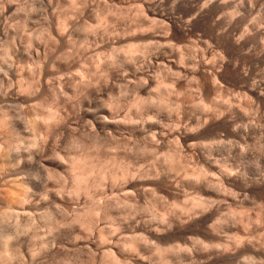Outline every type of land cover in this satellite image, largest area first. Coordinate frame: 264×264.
Listing matches in <instances>:
<instances>
[{"label": "rangeland", "instance_id": "rangeland-1", "mask_svg": "<svg viewBox=\"0 0 264 264\" xmlns=\"http://www.w3.org/2000/svg\"><path fill=\"white\" fill-rule=\"evenodd\" d=\"M13 1H15V2H13ZM207 1L208 0H203V2L201 0H176V1L175 0H106V1L103 0V2H102L101 0H88V1L87 0H67V1L66 0H49V1L48 0H38V1L37 0L36 1L35 0H23V1L22 0H11V1L10 0H0V12L2 11V14L0 13L1 14L0 15V17H1L0 18V27H1L0 28V37H1L0 38V53H4V51L6 52L8 45L9 46L11 45L9 50H8V53H9L8 54L9 60L7 58L8 62L3 64L2 59L0 58L1 59V61H0L1 62L0 63V67H1L0 84L5 85V86L3 85L4 88L2 87V85L0 86V87H2V88H0V113H2L3 111H9L11 113L13 112L12 115H15V116L13 117L14 119L12 121H15L14 122L15 124L11 121V123L14 125L13 126L11 124L10 125L12 127H16V125H17L16 128H18L17 131L18 130L19 131L16 133L22 134L21 136H24L25 139L26 138L29 140L32 139L33 137H31V136L34 134V132L32 131V128H30V126L27 125L28 120L30 118H32L35 113L39 112L40 114H44V113H41L42 110L44 112V109H47V112H48V109L53 110V111L56 109L59 113L58 119L60 120V122L62 121V123H63V124L59 123L58 122L59 120L57 119L58 120L57 121L58 126H59V124L60 125L62 124V128L69 127V126H71V124L75 120L80 119L79 116L81 115L80 113H82V110H84L83 108H85L84 104L86 103L87 97H88V99H94L93 102L97 101V99L99 100V98H100L98 103L105 102L104 104H106V107L108 106V108H109L111 106L109 109L111 110L112 113H114V116H119V118L122 119L121 122L124 125L122 124V127H121L122 129L119 130L120 134L118 133V137H119L118 140L121 137L120 142L116 141L117 138H115L116 140L112 139L110 141V143H109L110 145L104 147V146H101L99 143L97 145V143H95L93 141L90 142L86 139L84 140V138H82L83 142L82 141L80 142L78 140V138L79 139L81 138L79 135L68 136L66 133L63 136L64 138L60 137V135L58 136L59 137L58 143L60 145H59V147H58V145L56 146V147H58L57 152L59 153L61 151L59 154L61 156H64V157H62L64 160L66 159L68 161V158H73L74 155L79 156L77 154H82L83 156H85V155H88L87 153H89L90 155L93 154L92 156H94L98 152L101 151L100 153H98V155L100 154L98 157L101 156L100 158L102 160L106 159V157H108V159L112 158L110 156L115 157L114 159H112L114 161H112L110 159L112 162L107 159V161H110L109 163L112 165H113V162L116 163V165H117V162L121 161L122 163H120V164L121 165L124 164L126 166V168H128L132 172L138 171V172L142 173V172H144V170H148V171H145L148 174H150L148 177L150 179L153 178L150 180V182L152 183V185L150 186V189L152 187L153 188L156 187L154 190H153V188L151 190L146 189V192H145L141 188L142 187V181L140 182L137 180V178H135L136 180H133V182H132V178L130 175L127 176V178L125 177L124 180L119 179L116 183L114 182L115 184L112 183V181L107 180V182H106L107 184H104V188L106 187L104 190L105 191L104 194L109 195V197L112 196L111 197L112 202L114 199L113 196H116V198H118V199H117V201H114L113 203L111 202L112 204H110V206H109L110 209L107 208V211H106L107 216L106 217L107 218L111 217V218L107 219L106 217H100L99 218L100 220L98 219V214H99L98 210H95L96 208L95 209H93V208L95 207L94 205H97L94 203L97 200L96 197L100 198L102 191L100 192L101 188L98 189L96 187L95 188L91 187L90 192L93 193V194H91V196L93 195V197H94V195H95V199H93V197L91 199L89 195L86 196L87 194L82 192V193H79L78 202L74 203V206L75 207L77 206L76 207L77 211L80 212V215H81V219L79 218L80 221L78 220L77 223H76V221L74 223L68 222L69 224H67V223H65L66 221H64V220H62V222H61V220L59 218L60 223H57V225H55V224L53 225V228H54L53 231H56L55 233L50 230V228L53 229L52 224L48 223L50 221V219L48 221H45L47 219H44L43 222L41 220L42 223L39 222L41 228L38 227L39 224H37L38 225L37 227H36V224L33 225V227H32V224H30L29 227L26 225L27 228H29L28 230H26V232L28 231L27 233L23 231L24 228L26 229V226L22 222L23 225L21 226L20 224H18V226H16L17 227L16 230H19L18 229L19 225H20V227H23V226H25V227L21 228L22 231H20L21 229L19 231H17L19 233L16 232V230H15L16 227H14L13 228L14 230L12 229V231H13V233L15 231L18 235L17 234L14 235L15 233L11 234L12 235L11 237L13 239L11 237H10V239H12V241H14V242L9 243L11 240L8 237H5V234L7 232L0 227V244L2 243L0 245V247L4 244V241L7 240L6 241L7 247L9 246L8 248H11L10 249L11 251L9 253L11 254L10 257L11 256L12 257L5 264H12V263L13 264H19V263L20 264H23V263L24 264H30V263L31 264H35V263L36 264H43V262H44V264H67V263L68 264H101L102 262H103L102 264H104V263L105 264H116L117 262H118L117 264H121L122 262H123L122 264H125V263L126 264H129V263L130 264H160L161 261H163V264H164V263H166L164 261H167L168 259L169 260L172 259L170 261L171 264H175V263L176 264H238V263L239 264H250L249 262H251V264H253V263H255L254 261H256L255 264H264V174H263L264 173V43H263V41H264V27H262V26H264V5H263L264 0H253V2H252V0H237V1L236 0H228V2H226V0H224V2H226L224 4H223V0H217L215 2L217 4H215L214 2H213L214 4L211 3L212 1H215V0H212V1L209 0L210 1V3L208 4L209 6L207 5V9H206V7H204L205 8V10H204V8H202L203 6H201V5L204 4V2L207 3ZM240 1H242L243 3ZM220 2H221V4H220ZM75 3H77V4H75ZM218 5H220V6H218ZM35 7H37V8H35ZM262 7H263V11L261 10ZM4 8H5V11H4ZM201 8H202V10H201ZM198 9L201 12H199L198 15L196 16V12H198ZM231 10H232V12H231ZM236 11H238V12H236ZM83 12H85V13H83ZM153 12L155 13V16H154ZM229 12H231L230 13L231 15L229 14ZM246 12H248V13H246ZM36 14L38 17L36 16ZM94 14H96V15H94ZM42 15H43V18H42ZM145 15L148 16V19ZM249 15H251V16H249ZM100 16L105 17V18H102ZM188 16L189 17L190 16H196V17H194L195 19L194 18L192 19L193 21L190 23V26H189V24H186V20H187V18H189ZM219 16H221V17H219ZM232 16H234L236 19ZM142 17H144V18H142ZM154 17H156V18H154ZM218 18H220V20ZM6 19H7V21H5ZM102 19H104V21L101 24ZM163 19H165V20H163ZM229 19H230V21H229ZM88 20H89L90 24L87 22ZM27 21H29V22H27ZM44 21H46L48 23H46ZM62 21L66 22L65 28H67V30H68V31L66 30V32L68 34L67 35V41H65L66 43L65 42H59V39L56 37V30H57L56 28ZM98 21H100V22H98ZM31 22H33V25ZM83 22L86 23V25H84ZM35 23H37L39 25L35 26L36 25ZM106 23H107V25H106ZM103 26H104V28H103ZM146 26H147V28H146ZM41 27H43V28H41ZM144 27L146 29V31L144 29L145 32L143 31ZM246 27H247V30H246ZM148 28L149 29L151 28V29L149 30ZM37 29L38 30L42 29L41 31L42 32L44 31V33L41 34L42 32L41 31L39 32ZM47 29H49L50 31H48ZM226 29H227V31H225ZM36 31L39 33V35L37 34ZM147 31H149L151 34L148 33ZM250 31L252 33H250ZM49 32L51 33V35ZM137 32H140V33H137ZM142 33L146 34V35H142ZM27 34H29L30 36ZM118 34H119V36H118ZM41 35H42V37H41ZM36 36H38V38H36ZM162 36H163V38H162ZM244 36H245V38H244ZM43 37H46V38L43 39ZM12 38L13 39L15 38L14 41L11 40ZM21 38H22V40H21ZM53 38H55V40ZM56 38L58 41L56 40ZM69 38H72V40H70ZM93 38H94V40H93ZM47 39L49 41L46 43L45 41H47ZM30 40H31V43H30ZM57 42H59V43H57ZM94 43H95V45H94ZM131 43L135 44V46L138 45L140 49H141V47L143 48L145 46V44H147V46H145V47H146V49H150V50H147V52L148 51L149 52L148 53L146 52L147 54H145V55H141V53H134L133 55L131 54L132 56H130L127 53H125V51H128L126 49L129 46V44H131ZM165 43H166V45H165ZM30 44L32 46L29 47ZM37 44H39V45H37ZM67 44H68V46H67ZM100 44H103V45H100ZM168 44H170V45H168ZM5 45H7V46H5ZM125 45H128V46L124 47ZM90 46H91V49H89ZM150 46L152 48H148ZM96 47H98V48H96ZM159 47H161V48L159 49ZM44 50H45V52H44ZM214 52H216V53H214ZM105 53H107V54L104 55ZM119 53H121V54H119ZM98 54H99V56H98ZM124 54H126V55H124ZM181 54L182 55L184 54L185 56L184 55L183 56L186 58L185 59L183 57L184 61L186 62L185 67L189 66L190 68L188 67V70L186 72H183L185 74L175 75L177 77L176 78L173 73H177L181 69V67H179L180 66L179 61L181 58ZM70 55L72 57H75V58H72ZM129 56L132 57V59H129L130 58ZM146 56H148V57H146ZM155 56L156 57L158 56L159 59H173L174 61H176V63H174V64H176V68L173 65V68L169 69L170 66L168 67V65L165 63L164 64L165 67H160L161 71L158 70L159 66H164V65L162 63H160V65H157L155 63L156 62ZM33 57H35V58H33ZM98 57L101 58L100 59L101 65L98 62L99 61V59H97ZM127 57H129V58H127ZM68 59H72V60L68 61ZM153 59H155V60H153ZM109 60H111V62H109ZM141 60H143V61H141ZM215 60H216V62H215ZM36 61H40V62H36ZM62 62H63V64H62ZM135 62H136V64H135ZM198 62L200 64H198ZM32 63H34V64H32ZM52 64H55V65H52ZM2 65H5V67H3ZM22 65H23V67H22ZM36 65H38V66H36ZM17 66H19V67H17ZM52 66L55 68V70ZM85 66H86V69H85ZM108 66H109V68H108ZM110 66L112 68L113 67L114 68L110 69ZM69 67H70V69H69ZM82 67H84V70H82L83 69ZM166 67H168V68H166ZM36 68H37V70H36ZM40 68H42L43 70ZM97 68H100L99 72H98ZM103 68H104V71H106L105 75H104ZM173 69L176 72L175 71L173 72ZM101 70L103 71V73L101 72ZM35 71H36V73H35ZM84 71H86V72H84ZM154 71H155V73H154ZM169 71H170V73H169ZM33 72L35 73V78L32 79V82L35 79V81H34L35 84H33V85L36 86V84H37V86L41 85V87H42L40 92H38L39 95H37V93H33V92H31V95H30V92H28V91L23 92V90L25 91V89L28 88L26 86L29 85V82L31 81L30 78H32L34 76ZM71 72H76L75 73L76 76L77 75L80 76L82 73H84L85 77H87L85 79L87 81V84H86L87 88L89 85L88 90L86 89V86L84 87V91L86 89L88 94H86V91L83 92V93H85V94H83L81 92L83 90L82 88H80V91H77L79 89V87H78V89L76 90L77 93L74 92V93H76V95L74 94L72 96V94H69V96L70 95L72 96V97L70 96V98L65 97V96H61V97L58 96V98H59L58 99L57 97H54L52 94L53 93L52 91L56 88H52V86L53 87L58 86V79H57L58 76H59V78H66L67 79V77L70 76L69 73H71ZM127 72H129V73L126 74ZM159 72H162V73H159ZM31 73H33V74L31 75ZM66 73L68 74V76L65 77L63 74L66 75ZM86 73L88 75H86ZM101 73H102V75H101ZM146 73L149 75L151 74V78H153L154 76H155L154 79L158 80V78H159L158 81L162 82L163 84L160 83L161 85H159L157 87L158 88L162 87V90L160 89L161 91H159L158 88L155 89L156 86H151L150 88L144 87V85H142L143 87L140 86V84H139L140 80L139 79L142 78V76L145 78L147 75ZM213 73H215V75ZM73 74L74 73H72L71 76ZM144 74H145V76H144ZM167 74H169V75H167ZM95 75H96V77H95ZM126 75H127V77H126ZM76 76L73 75L72 77H75V78L79 77V76H77V77ZM121 76H123L124 79ZM214 76H218L219 81L217 79H216L217 82L214 81V79H213ZM55 77H57V78H55ZM108 77H109V79H108ZM45 78L48 79L50 84L48 86L44 87V85H42L40 83L44 82ZM54 78L57 79V81H55ZM106 78L108 80H106ZM3 79H5V80H3ZM39 79H41L42 82L40 81V83H39V81H37ZM179 79H181L182 81ZM132 81H134V82L132 83ZM97 82H98V84H97ZM173 82H175V83H173ZM218 82H220V83H218ZM107 83H109V84H107ZM143 83H144V81H143ZM164 83L168 84V85L166 84L167 85L166 87L168 89L165 87ZM18 84H20V85H18ZM38 84H40V85H38ZM56 84H57V86H56ZM90 84H92V87H90L91 86ZM171 84L172 85L175 84L174 87H176V88H174ZM221 84H223V85L221 86ZM9 85H10V87H9ZM21 85L24 87H22ZM214 85H216V86H214ZM6 86H7V88H6ZM127 86H129V87H127ZM64 87L66 90L67 86L65 85ZM95 87H97V88L95 89ZM124 87H126V89ZM141 87L143 88V90ZM153 87L156 91L153 89ZM119 88L121 89L120 91H119ZM19 89L21 90L20 92H19ZM99 90L101 92H99ZM127 90H129V91H127ZM94 91L99 92V94H102V95H100L99 97L96 95L97 98H94V96H95ZM9 92H10V94H9ZM133 92H134V95H133ZM160 92H162V94H160ZM171 92H173V93L171 94ZM221 92L224 94H222ZM4 93H5V95H4ZM116 93H117L118 97L116 96ZM221 94H222V96H221ZM17 95L18 96L20 95V96L18 97ZM29 95H30V97H29ZM84 95L85 96L87 95V96L84 97ZM119 95H120L121 99H120ZM136 95H138V96H136ZM158 95L160 97H166L167 96V98H165V100L167 99L166 102L164 103V101H163V103L161 104L160 102H162V101H158L159 100V98H157ZM163 95H165V96H163ZM178 95H181L183 97L178 96ZM234 95H235V97H234ZM5 96H7V97H5ZM108 96H111V97H108ZM113 96H115V97H113ZM141 96H142V98H141ZM168 96L171 97L170 101H169ZM101 97H102V99H101ZM116 97H117V99L115 100ZM60 98H61V100H60ZM84 98H85V101L83 100V102H85V103L83 104V103H81L82 102L81 100ZM137 98H141V101H140V103H137L136 105H134V103H133L134 99L136 100ZM143 98H145L144 101L146 100V102H144V101L143 102L147 103V104L143 103L144 106L141 103ZM154 98H156V100ZM176 98H177L178 102L176 101ZM222 98H223V101H222ZM112 99H113V102H112ZM130 99H131V101H130ZM147 99H148V101H147ZM150 99H152V100L154 99L153 100L154 102L150 101ZM218 99H220V100H218ZM228 99H231L230 105H228L229 104ZM43 100L45 102H43ZM53 100H55V101H53ZM117 100H119V101L117 102ZM149 101H150V103H149ZM232 101H234V102H232ZM106 102H108L109 105H107ZM155 102H157V103L155 104ZM173 102H175L176 104ZM235 102H237V103H235ZM33 103L34 104L36 103L37 105H33ZM116 103L118 104V106L121 109L119 107H117ZM199 103H202V104H199ZM234 103L237 106H235ZM30 104L33 106H31ZM166 104H168V105H166ZM172 104H173V107H172ZM7 105H9V106H7ZM170 105H171L172 110L170 109ZM203 105H205V106L207 105L206 108ZM30 106H31V108H30ZM53 106L55 107V109ZM154 106L156 109L154 108ZM166 106H167V108H166ZM199 106H200V108H199ZM230 106H232V107H230ZM32 107L34 108V111L32 110ZM35 107H37V108H35ZM49 107H51L52 109ZM137 107H138V109H137ZM148 107H149V109H148ZM73 108H75V109H73ZM81 108H82V110H80ZM173 108L176 111H174ZM150 109H152V110H150ZM208 109H209V111H208ZM238 109H240V110H238ZM36 110H37V112H36ZM143 110H144V112H143ZM245 110L246 111L248 110V111L246 112ZM77 111H78V113H76ZM178 111H179V113H178ZM47 112L45 110V113H47ZM126 112L128 113L127 115H126ZM141 112H143V113L141 114ZM155 112H156V114H155ZM60 113H62V114H60ZM119 113H120V115H119ZM129 113H131V114H129ZM176 113H177V115H176ZM132 114L134 115L133 117H132ZM169 114H170V116H169ZM248 114H251V115H248ZM17 115H18V117H17ZM147 115H150V117ZM161 115H163V116H161ZM201 115H202V117H201ZM62 116L64 118H62ZM151 116L153 118H151ZM15 117L17 118V120H15L16 119ZM178 117H181V119ZM247 117H248V119H247ZM171 118H172V120H171ZM149 119L150 120L153 119L152 121H154V123L153 122L152 123L156 126V129L151 128L152 123L150 124L151 121H149ZM67 120L69 122H67ZM16 121H18V122H16ZM83 121L81 120L80 122L82 123ZM144 122H146V123H144ZM245 123H248V124L245 125ZM138 124H139V126H138ZM144 124H146V126ZM156 124H158V125H156ZM239 124H241V125H239ZM38 125H43V124L41 122ZM169 125H170V127H169ZM178 126H180V127H178ZM241 126H243V128ZM41 127H43V126H41ZM41 127L39 126V128H41ZM145 127H147V129ZM176 127H178V128L176 129ZM250 128H252V129L250 130ZM13 129L16 130L15 128H13ZM2 131L5 133L4 130H2ZM61 131H62L61 127L57 128V133H60ZM125 131H126V133H125ZM197 131H198V133H197ZM246 131L247 132L249 131L248 134ZM43 132H45V131H43ZM171 132H172V134H171ZM194 132H196V133H194ZM4 133L2 135L0 134L1 135L0 140H2L3 137L5 136ZM189 133H191V134H189ZM148 134H150V135H148ZM184 134H186V135H184ZM152 135H153V138L151 137ZM159 135H160V137H159ZM183 135L184 136L189 135L193 139L190 141V143L185 142L183 140V137H184ZM72 136H74V137H72ZM149 136H150V138H149ZM44 137H47L46 133H44ZM127 137H128V139H127ZM131 137H132V139H131ZM178 137H179V139H178ZM60 138H61V140H60ZM73 138H77V140L76 139L74 140ZM154 138L157 139V141ZM64 139H66V140H64ZM130 139H131V141H130ZM161 139H162V141H161ZM178 140L181 143H179ZM210 140H212L211 142L216 141V143H218V146L215 145L216 143H211L210 146L213 144L215 148L213 147L212 151L209 150L210 152L207 153L206 152L207 149H210V148L205 149V148H203V146L201 148L200 145L203 144L205 147H208ZM220 140H221V142H220ZM232 140H234V141L231 142ZM72 141H76V142L74 143ZM78 141L80 142L82 147L84 145L86 147L85 146L83 148L79 147L80 144ZM127 141H128V143H127ZM163 141L165 142V144ZM208 141H209V143H208ZM217 141H219V142H217ZM87 142H89V143H87ZM114 142H117V143L114 144ZM124 142L126 143V145ZM192 142L194 145L192 144ZM199 142H201V143L199 144ZM205 142H207L208 145ZM91 143H93V144H91ZM118 143L120 146L118 145ZM134 143H135V148H134ZM157 143H158V146H157ZM228 143H229V145H228ZM88 144H91V147H88V146H90ZM178 144L181 145L182 147L179 146ZM191 144L193 145V148L191 146L189 149L188 146H190ZM136 145H138V146L136 147ZM27 146H28V148L30 147L29 145H27ZM92 146H94V147H92ZM96 146L99 148H97ZM175 146L177 147V149ZM75 147L77 148V150L75 149ZM118 147H121L122 149L121 148L119 149ZM28 148H27L28 152H29V149H33L32 147H30L29 149ZM72 148H74V151H72L73 150ZM100 148H101V150H100ZM104 148H106V149H104ZM78 149H79V151H78ZM80 149H82V150H80ZM151 149L153 150V152ZM156 149H158V151ZM167 149H169V151H174V152L176 151L177 152V153L173 152L172 155H173V157L174 156L176 157V155L178 157V159H177V157L176 158L174 157L175 158L174 162L176 161V163H177V160H178V164H180V165H181V163L183 164V165H181L182 167L180 169L178 168L180 166H176L177 164L172 162L173 160L171 161V159H169L168 154L172 153V152H168ZM214 149H215V151H214ZM155 150L157 151L156 155H155V153H156ZM71 151H72V153H71ZM109 151H112V152H109ZM113 151H115V152L113 153ZM116 151H117V153H116ZM30 152H31V150H30ZM63 152H65V153H63ZM76 152H78V153L75 154ZM119 152H120V154H119ZM68 153H70V154H68ZM179 154H181V156ZM106 155H108V156H106ZM76 156H74V157L78 158ZM96 156H94V159ZM102 156L104 157V159ZM182 156H184V157H182ZM41 157H42L41 155H36L34 157L35 159L33 158V161H31V162L29 161L30 158H28V162H27L28 165H25L24 167H26V168H23V170L21 172V174H22L21 176H22V178H24L23 179L24 181L23 180L22 181L24 183L25 182L28 183V181H26V180H29V183H31L30 182L31 178L28 176L30 172L29 173H27V172L30 171V168L32 166H35V165H37L38 162H40V160L43 158V157L42 158ZM80 157H82V156L80 155ZM98 157H97V159H98ZM115 159L118 161L115 162L116 161ZM98 160H96V161H98ZM179 161H181V162H179ZM185 161L188 163H186ZM216 161H218V162H216ZM102 162L105 164V161H102ZM30 163H32V164L30 165ZM216 163H217V165L219 164V166H216ZM110 164H108V165L112 169V165H110ZM131 165H133V166H131ZM172 165L174 166L173 168H171ZM187 165L189 167H187ZM125 166H123L122 168H125ZM227 166H228V168H227ZM223 167H225V168H223ZM126 168H125V170H126ZM141 168H142V171H141ZM183 168L184 169L188 168L186 170L187 172L184 171ZM226 169H228V170H226ZM189 170H191V171H189ZM194 170L195 171L197 170V171L195 172ZM199 170L200 171L204 170L203 173L204 172L205 173L203 174V176H205L206 173H208V175H206V177L208 176L207 179L204 178L202 176V174H199V173H201ZM222 170L223 171L226 170L224 172H228L230 174L229 178L230 177L231 178L225 179L226 173L222 172ZM193 171L195 173L198 172L197 174H195L196 176H194V174L191 173ZM252 171H253V173H252ZM24 174H26L28 177L25 176ZM137 174L138 173H136V177H138ZM153 174H154V176H153ZM198 174L201 176V178ZM155 175H157V176H155ZM159 177H160V179H159ZM202 177L204 178V180ZM94 178L96 179L97 176H95ZM61 181L62 180L58 179L55 183L56 186H59V185L62 186L63 181L62 182ZM29 183H28V185H29ZM128 183H129V185H128ZM124 185H128V186L124 188ZM96 190H99V191H96ZM41 191L44 192L42 194H45V191L43 189H41ZM130 191L131 192L133 191V193H131L133 195L128 194V193H130ZM151 191H153V193ZM96 192H99L100 194L96 193ZM149 192H151V193H149ZM96 194H99L100 196L99 195L97 196ZM144 194H146V195H144ZM87 198H88V201H87ZM184 199H186V200L188 199V201H186ZM123 200H125V201H123ZM84 201H86V203ZM98 201H99V199H98ZM98 201H97V203H98ZM125 202H126V204H125ZM176 202H177V205H179V207L185 206L184 208L186 210H183L184 208L183 209L178 208L177 205H175ZM91 203H92V205H91ZM195 203H196V205H195ZM84 204H86L87 206ZM198 204H201V205L198 206ZM0 205L4 206V203H1ZM83 206H85V207H83ZM201 206L203 207V209L205 208V211H206L205 213L203 212L204 210L202 209ZM172 207H173V209H172ZM179 209H181V211ZM82 213L83 214L87 213L86 214L87 216L85 214H84V216H82L83 215ZM91 213H93V214H91ZM95 213H98V214H95ZM165 214L168 215V216L166 215V218L163 217ZM99 216H101V215H99ZM44 217L46 218L47 216L45 215ZM84 217H85V219H84ZM180 217H181V221H180ZM86 218L89 220V222ZM147 221H148V223H147ZM165 221H166V223L164 224ZM80 223H81V226H80ZM93 223L95 226H93ZM49 224H50V226H49ZM83 224H84V227H83ZM90 224H92V225H90ZM97 224L99 225V227ZM89 225L92 227L90 228ZM47 226L50 227L49 230H48ZM69 226H71V228ZM157 226H158L159 230H163L166 232V234H168V235L163 234L164 236H170V241L164 242V240H161V242H160L156 239L149 237V234L147 231L150 229L154 230V228L156 229ZM78 227H79V229H78ZM94 227H98V228L103 227L105 232H106L105 233L103 231L104 232L103 234L106 236V237L105 236L104 237L106 238V240H108L107 242L109 243V244L106 243V245H108L109 248L112 249L111 251L108 250V252H107V253L111 252L112 254L110 253V254L106 255L105 258L103 256V259H105V260L107 259L106 261H103V259L101 257L102 255L95 254L94 251L92 252V254H91V252L90 253L88 252L89 254H87L86 251L85 252L82 251V250H85L83 247L80 248L81 245L83 246L82 243H84L88 240L87 237L89 238V235L91 236L90 237L91 239H89L88 241H92V242H94V240L100 241V238L98 237L99 235L97 232L98 228H94ZM82 228H84V229L82 230ZM89 228L90 229L93 228L92 230L94 233H92V230H90ZM103 228H101V229H103ZM31 229H32V231H31ZM34 231H36L37 233L39 232V235L37 234L38 237L36 240L33 237L36 234V233H34ZM49 231H51L53 233L51 234V233H49ZM85 231H86L87 235L84 236L83 234H85ZM119 231H120V233H119ZM63 232H64V234H63ZM21 233H23V234H21ZM28 233H30V234H28ZM80 233H82V234H80ZM25 234H27V235H25ZM74 234L75 235L79 234L80 237H81V235H82V237H84V239L82 237L79 238V239H81V242L79 240L80 246L77 249L75 248L76 251H73V250L68 251L69 248L63 249L64 245L66 246L65 241L68 240V237H69V239L70 238L72 239L73 236H75ZM111 235L113 236L112 238L109 237ZM128 235H129V237H128ZM136 235H137V239H136ZM66 236H68V237L65 238ZM121 236H122V239L119 238ZM32 237H33V240L35 242H32L33 241L31 239ZM130 237L131 238L135 237L136 240L135 239L133 240V238L131 239ZM189 237H191V238H189ZM4 238H6V239H4ZM16 238L19 240V242H17L18 240H16ZM41 238H43V239H41ZM235 238L239 239L240 242L238 240H236ZM63 239H64V241H63ZM191 239H194L193 242ZM131 240H133V243ZM62 241H63V243H62ZM130 241H131V243H130ZM54 242L55 243L57 242V243L55 244ZM117 242H118V244H117ZM166 242L169 244H167ZM198 243L199 244L201 243V244L199 245ZM203 243H204V246H203ZM110 244H111V246H110ZM180 244H181V247H180ZM193 244H195V245H193ZM172 245H178V248L174 247L173 250L170 248L171 249V252H170L169 251L170 249L168 246H172ZM219 245H222V248ZM229 245H230V247H229ZM10 246H12L13 248ZM185 246L187 249L185 248ZM59 247H61V248L59 249ZM159 247H161L160 248L161 250L162 249L164 250V248H166V249L164 250V252H163V250L161 252L158 249ZM226 247H227V249H226ZM116 248L117 249L119 248L120 250L117 251ZM179 248H180V250H179ZM30 249H31V251H30ZM132 249H134V250H132ZM137 249H138V251H137ZM176 249L178 251H180V253L177 251L175 253L174 250H176ZM130 250H132V251H130ZM186 250L188 253L186 252ZM32 251L36 255V256L34 255L35 257L33 258V260L31 259L33 257ZM191 251H193V252H191ZM49 252H51V253H49ZM158 252L160 254V257H161V253H164V255L162 254V258H160L158 256ZM37 253H38V255H37ZM113 253H114V256H115V254L117 255V256H115L116 258L113 256ZM139 253L141 255H139ZM30 255H32V257ZM14 256L18 257V258H15ZM20 256L23 258H20ZM245 256H246V258H245ZM250 256H252V257H250ZM25 257H27V259H25ZM140 257H141V260H140ZM144 257H145V260L143 259ZM138 258H139V260H138ZM101 259H102V261H101ZM179 259H181V260H179ZM246 259H248V260H246ZM252 259H253V261H252ZM33 261H34V263H33ZM179 262H181V263H179Z\"/></svg>", "mask_w": 264, "mask_h": 264}, {"label": "bare ground", "instance_id": "bare-ground-1", "mask_svg": "<svg viewBox=\"0 0 264 264\" xmlns=\"http://www.w3.org/2000/svg\"><path fill=\"white\" fill-rule=\"evenodd\" d=\"M11 1V0H10ZM23 1V0H22ZM36 1V0H35ZM38 1V0H37ZM49 1V0H48ZM67 1V0H66ZM88 1V0H87ZM102 2H103V0H101ZM106 1V0H105ZM176 1V0H175ZM202 2H203V0H201ZM209 1V0H208ZM207 1V3H205L204 2V4H202L201 6H203L202 8H204V7H206V9H207V5L210 3V1L208 2ZM212 1V0H211ZM217 0H215V1H212L211 3H215ZM237 1V0H236ZM13 2H15V1H13ZM52 2V1H51ZM178 2V1H177ZM200 2V1H199ZM226 2H228V0H226ZM226 2H224V0H223V4L224 3H226ZM240 2H242V1H240ZM252 2H253V0H252ZM44 3V2H43ZM42 3V4H43ZM50 3V2H49ZM101 3V2H100ZM213 3V4H214ZM239 3V2H238ZM243 3V2H242ZM251 3V2H250ZM51 4V3H50ZM75 4H77V3H75ZM85 4V3H84ZM95 4V3H94ZM212 4V5H213ZM215 4H217V3H215ZM220 4H221V2H220ZM13 5V4H12ZM114 5V4H113ZM176 5V4H175ZM211 5V4H210ZM227 5V4H226ZM252 5V4H251ZM250 5V6H251ZM264 5V4H263ZM4 6V5H3ZM42 6V5H41ZM46 6V5H45ZM100 6V5H99ZM200 6V7H201ZM209 6V5H208ZM218 6H220V5H218ZM241 6V5H240ZM27 7V6H26ZM247 7V6H246ZM23 8V7H22ZM35 8H37V7H35ZM48 8V7H47ZM199 8V7H198ZM202 8H201V10H202ZM249 8V7H248ZM49 9V8H48ZM86 9V8H85ZM7 10V9H6ZM27 10V9H26ZM32 10V9H31ZM92 10V9H91ZM107 10V9H106ZM204 10H205V8H204ZM211 10V9H210ZM218 10V9H217ZM235 10V9H234ZM262 11H263V7H262V9H261ZM4 11H5V8H4ZM76 11V10H75ZM94 11V10H93ZM254 11V10H253ZM29 12V11H28ZM39 12V11H38ZM43 12V11H42ZM156 12V11H155ZM199 12H201V11H199V9H198V12H196V16L198 15V13ZM224 12V11H223ZM231 12H232V10H231ZM231 12H229V14L231 13ZM236 12H238V11H236ZM1 14H2V11L0 12ZM5 13V12H4ZM44 13V12H43ZM81 13V12H80ZM83 13H85V12H83ZM90 13V12H89ZM92 13V12H91ZM154 13V12H153ZM157 13V12H156ZM227 13V12H226ZM225 13V14H226ZM235 13V12H234ZM233 13V14H234ZM246 13H248V12H246ZM0 14V15H1ZM39 14V13H38ZM146 14V13H145ZM201 14V13H200ZM211 14V13H210ZM232 14V15H233ZM251 14V13H250ZM260 14V13H259ZM6 15V14H5ZM41 15V14H40ZM77 15V14H76ZM90 15V14H89ZM94 15H96V14H94ZM98 15V14H97ZM101 15V14H100ZM105 15V14H104ZM231 15V14H230ZM238 15V14H237ZM252 15V14H251ZM251 15H249V16H251ZM11 16V15H10ZM36 16H37V14H36ZM45 16V15H44ZM93 16V15H92ZM146 16V15H145ZM154 16H155V13H154ZM196 16H188L189 18H187V20H186V24H189V26H190V23L193 21L192 19L194 18V17H196ZM222 16V15H221ZM221 16H219V17H221ZM236 16V15H235ZM38 17V16H37ZM82 17V16H81ZM98 17V16H97ZM100 17H102V16H100ZM147 17V19H148V16H146ZM232 17H234V16H232ZM239 17V16H238ZM258 17V16H257ZM1 18V17H0ZM6 18V17H5ZM31 18V17H30ZM42 18H43V15H42ZM50 18V17H49ZM102 18H105V17H102ZM142 18H144V17H142ZM154 18H156V17H154ZM158 18V17H157ZM161 18V17H160ZM235 18V17H234ZM260 18V17H259ZM46 19V18H45ZM44 19V20H45ZM62 19V18H61ZM91 19V18H90ZM96 19V18H95ZM98 19V18H97ZM195 19V18H194ZM219 20H220V18H218ZM217 19V20H218ZM231 19V18H230ZM230 19H229V21H230ZM233 19V18H232ZM236 19V18H235ZM32 20V19H31ZM40 20V19H39ZM48 20V19H47ZM57 20V19H56ZM67 20V19H66ZM87 20V19H86ZM101 20V19H100ZM157 20V19H156ZM163 20H165V19H163ZM5 21H7V19L5 20ZM33 21V20H32ZM104 21V19H102V21H101V24H102V22ZM108 21V20H107ZM155 21V20H154ZM185 21V20H184ZM3 22V21H2ZM27 22H29V21H27ZM40 22V21H39ZM44 22H46V21H44ZM88 23H89V20L87 21ZM98 22H100V21H98ZM233 22V21H232ZM259 22V21H258ZM32 23V25H33V22H31ZM46 23H48V22H46ZM84 23V22H83ZM112 23V22H111ZM151 23V22H150ZM166 23V22H165ZM194 23V22H193ZM236 23V22H235ZM263 23V22H262ZM9 24V23H8ZM25 24V23H24ZM36 25L35 26H37V25H39V24H37V23H35ZM41 24V23H40ZM90 24V23H89ZM156 24V23H155ZM215 24V23H214ZM259 24V23H258ZM257 24V25H258ZM7 25V24H6ZM5 25V26H6ZM28 25V24H27ZM58 25V24H57ZM71 25V24H70ZM84 25H86V23H84ZM106 25H107V23H106ZM112 25V24H111ZM142 25V24H141ZM168 25V24H167ZM262 25V24H261ZM4 26V25H3ZM83 26V25H82ZM96 26V25H95ZM150 26V25H149ZM188 26V25H187ZM18 27V26H17ZM66 27V22L64 21H62L58 26H57V30H56V37L59 39V42H65V41H67V32H66V30H67V28H65ZM70 27V26H69ZM106 27V26H105ZM249 27V26H248ZM262 27H264V26H262ZM1 28V27H0ZM14 28V27H13ZM41 28H43V27H41ZM47 28V27H46ZM51 28V27H50ZM89 28V27H88ZM98 28V27H97ZM103 28H104V26H103ZM111 28V27H110ZM146 28H147V26H146ZM256 28V27H255ZM9 29V28H8ZM70 29V28H69ZM144 29H145V27L143 28V31H144ZM149 29V28H148ZM151 29V28H150ZM149 29V30H150ZM170 29V28H169ZM188 29V28H187ZM38 30V29H37ZM42 29H40V30H38L39 32L41 31ZM45 30V29H44ZM48 31H50L49 29H47ZM52 30V29H51ZM102 30V29H101ZM153 30V29H152ZM246 30H247V27H246ZM251 30V29H250ZM31 31V30H30ZM46 31V30H45ZM68 31V30H67ZM87 31V30H86ZM85 31V32H86ZM105 31V30H104ZM115 31V30H114ZM145 31H146V29H145ZM144 31V32H145ZM225 31H227V29L225 30ZM37 32V31H36ZM42 32V31H41ZM142 32V31H141ZM148 33H150L149 31H147ZM249 32V31H248ZM257 32V31H256ZM44 33V31L41 33V34H43ZM50 33V32H49ZM95 33V32H94ZM106 33V32H105ZM137 33H140V32H137ZM147 33V34H148ZM220 33V32H219ZM218 33V34H219ZM244 33V32H243ZM250 33H252L251 31H250ZM5 34V33H4ZM37 34L39 35V33L37 32ZM53 34V33H52ZM89 34V33H88ZM126 34V33H125ZM130 34V33H129ZM128 34V35H129ZM132 34V33H131ZM151 34V33H150ZM246 34V33H245ZM11 35V34H10ZM25 35V34H24ZM27 35H29V34H27ZM36 35V34H35ZM48 35V34H47ZM50 35H51V33H50ZM105 35V34H104ZM133 35V34H132ZM131 35V36H132ZM138 35V34H137ZM142 35H146V34H143L142 33ZM220 35V34H219ZM30 36V35H29ZM70 36V35H69ZM68 36V37H69ZM106 36V35H105ZM118 36H119V34H118ZM127 36V35H126ZM10 37V36H9ZM41 37H42V35H41ZM55 37V36H54ZM104 37V36H103ZM125 37V36H124ZM201 37V36H200ZM1 38V37H0ZM11 38V37H10ZM33 38V37H32ZM36 38H38V36H36ZM46 37H43V39H45ZM50 38V37H49ZM52 38V37H51ZM57 38H56V40H57ZM79 38V37H78ZM81 38V37H80ZM107 38V37H106ZM162 38H163V36H162ZM167 38V37H166ZM244 38H245V36H244ZM15 39V38H14ZM14 39L12 38L11 40H13L14 41ZM54 40H55V38H53ZM70 40H72V38H69ZM84 39V38H83ZM98 39V38H97ZM110 39V38H109ZM125 39V38H124ZM21 40H22V38H21ZM28 40V39H27ZM37 40V39H36ZM39 40V39H38ZM86 40V39H85ZM93 40H94V38H93ZM236 40V39H235ZM241 40V39H240ZM243 40V39H242ZM7 41V40H6ZM5 41V42H6ZM49 40L47 39V41H45L46 43L48 42ZM53 41V40H52ZM58 41V40H57ZM83 41V40H82ZM90 41V40H89ZM103 41V40H102ZM115 41V40H114ZM35 42V41H34ZM59 42H57V43H59ZM98 42V41H97ZM104 42V41H103ZM241 42V41H240ZM7 43V42H6ZM30 43H31V40H30ZM41 43V42H40ZM66 43V42H65ZM86 43V42H85ZM150 43V42H149ZM260 43V42H259ZM263 43H264V41H263ZM262 43V44H263ZM5 44V43H4ZM11 44V43H10ZM34 44V43H33ZM52 44V43H51ZM64 44V43H63ZM137 44V43H136ZM141 44V43H140ZM145 44V43H144ZM8 45V44H7ZM7 45H5V46H7ZM15 45V44H14ZM37 45H39V44H37ZM46 45V44H45ZM83 45V44H82ZM94 45H95V43H94ZM100 45H103V44H100ZM165 45H166V43H165ZM164 45V46H165ZM168 45H170V44H168ZM208 45V44H207ZM11 46V45H10ZM10 46L8 45V47H7V53L4 51V53H0L1 55H0V58L2 59V62H3V64H5L6 62H8L7 61V58H8V50H9V48H10ZM30 46H32L31 44L29 45V47ZM44 46V45H43ZM51 46V45H50ZM67 46H68V44H67ZM74 46V45H73ZM126 46H128V45H125L124 47H126ZM145 46H147V44H145ZM141 47V49L139 48V46L138 45H136L135 46V44H133V43H131V44H129V46L127 47V49L126 50H128V51H125V53H127L128 55H130V56H132L134 53H141V55H145V54H147L148 52H147V50H150V49H146V47ZM159 46V45H158ZM162 46V45H161ZM210 46V45H209ZM13 47V46H12ZM102 47V46H101ZM115 47V46H114ZM170 47V46H169ZM45 48V47H44ZM96 48H98V47H96ZM148 48H152L151 46L150 47H148ZM161 47H159V49H160ZM172 48V47H171ZM170 48V49H171ZM210 48V47H209ZM12 49V48H11ZM14 49V48H13ZM39 49V48H38ZM89 49H91V46H90V48ZM173 49V48H172ZM171 49V50H172ZM180 49V48H179ZM52 50V49H51ZM153 50V49H152ZM174 50V49H173ZM172 50V51H173ZM154 51V50H153ZM160 51V50H159ZM171 51V52H172ZM180 51V50H179ZM11 52V51H10ZM15 52V51H14ZM33 52V51H32ZM38 52V51H37ZM44 52H45V50H44ZM48 52V51H47ZM89 52V51H88ZM97 52V51H96ZM147 52V53H146ZM206 52V51H205ZM208 52V51H207ZM6 53V54H5ZM13 53V52H12ZM31 53V52H30ZM75 53V52H74ZM104 53V52H103ZM152 53V52H151ZM155 53V52H154ZM153 53V54H154ZM157 53V52H156ZM174 53V52H173ZM183 53V52H182ZM214 53H216V52H214ZM11 54V53H10ZM16 54V53H15ZM39 54V53H38ZM73 54V53H72ZM71 54V55H72ZM79 54V53H78ZM86 54V53H85ZM88 54V53H87ZM107 53H105L104 55H106ZM119 54H121V53H119ZM132 54V55H131ZM159 54V53H158ZM34 55V54H33ZM42 55V54H41ZM70 55V56H71ZM124 55H126V54H124ZM138 55V54H137ZM184 55V54H183ZM182 54H181V58H180V61H179V64H180V66L179 67H181V69L177 72V73H173L175 70L173 69V74H174V76L175 75H180V74H185V73H183V72H186L187 70H188V67L189 66H187V67H185L186 66V62L184 61V56H183ZM215 55V54H214ZM48 56V55H47ZM73 56V55H72ZM71 56V57H72ZM91 56V55H90ZM95 56V55H94ZM98 56H99V54H98ZM103 56V55H102ZM122 56V55H121ZM129 56V57H130ZM136 56V55H135ZM150 56V55H149ZM204 56V55H203ZM10 57V56H9ZM28 57V56H27ZM31 57V56H30ZM46 57V56H45ZM93 57V56H92ZM105 57V56H104ZM120 57V56H119ZM129 57H127V58H129ZM145 57V56H144ZM146 57H148V56H146ZM171 57V56H170ZM184 57V58H183ZM195 57V56H194ZM206 57V56H205ZM23 58V57H22ZM33 58H35V57H33ZM41 58V57H40ZM62 58V57H61ZM72 58H75V57H72ZM94 58V57H93ZM115 58V57H114ZM141 58V57H140ZM1 59H0V61H1ZM47 59V58H46ZM66 59V58H65ZM64 59V60H65ZM97 59H99V63H100V65H101V58H97ZM96 59V60H97ZM104 59V58H103ZM129 59H132V57H130ZM135 59V58H134ZM156 59V60H155ZM155 59H153V60H155L156 62V64L157 65H160V63H162L163 65L166 63L167 65H168V67L170 66H172L171 68L169 67V69H172L173 68V65L175 66V68H176V64H174V63H176V61H174L173 59H159L158 58V56L156 57L155 56ZM186 59V58H185ZM212 59V58H211ZM210 59V60H211ZM8 60H9V58H8ZM48 60V59H47ZM69 60H72V59H68V61ZM78 60V59H77ZM190 60V59H189ZM204 60V59H203ZM226 60V59H225ZM13 61V60H12ZM138 61V60H137ZM141 61H143V60H141ZM147 61V60H146ZM213 61V60H212ZM36 62H40V61H36ZM47 62V61H46ZM76 62V61H75ZM83 62V61H82ZM97 62V63H98ZM109 62H111V60H109ZM128 62V61H127ZM126 62V63H127ZM209 62V61H208ZM215 62H216V60H215ZM1 63V62H0ZM18 63V62H17ZM43 63V62H42ZM85 63V62H84ZM13 64V63H12ZM32 64H34V63H32ZM62 64H63V62H62ZM81 64V63H80ZM83 64V63H82ZM86 64V63H85ZM114 64V63H113ZM123 64V63H122ZM135 64H136V62H135ZM153 64V63H152ZM161 64V65H162ZM178 64V65H179ZM198 64H200L199 62H198ZM52 65H55V64H52ZM103 65V64H102ZM107 65V64H106ZM143 65V64H142ZM146 65V64H145ZM166 65V66H167ZM210 65V64H209ZM3 67H5V65H2ZM7 66V65H6ZM36 66H38V65H36ZM40 66V65H39ZM131 66V65H130ZM154 66V65H153ZM192 66V65H191ZM224 66V65H223ZM17 67H19V66H17ZM22 67H23V65H22ZM31 67V66H30ZM53 67V66H52ZM121 67V66H120ZM143 67V66H142ZM160 67H165V65L164 66H159V69L158 70H160L161 71V69H160ZM168 67H166V68H168ZM178 67V68H179ZM194 67V66H193ZM206 67V66H205ZM32 68V67H31ZM43 68V67H42ZM42 68H40V69H42ZM54 68V67H53ZM52 68V69H53ZM79 68V67H78ZM83 69L82 70H84V67H82ZM108 68H109V66H108ZM112 67L110 66V69H111ZM114 68V67H113ZM112 68V69H113ZM190 68V67H189ZM220 68V67H219ZM6 69V68H5ZM9 69V68H8ZM30 69V68H29ZM69 69H70V67H69ZM85 69H86V66H85ZM100 68H97V70H98V72L100 71L99 70ZM102 69V68H101ZM136 69V68H135ZM142 69V68H141ZM140 69V70H141ZM157 69V68H156ZM193 69V68H192ZM196 69V68H195ZM0 70H1V67H0ZM10 70V69H9ZM32 70V69H31ZM36 70H37V68H36ZM39 70V69H38ZM43 70V69H42ZM49 70V69H48ZM51 70V69H50ZM54 70H55V68H54ZM139 70V71H140ZM145 70V69H144ZM34 71V70H33ZM41 71V70H40ZM103 71H104V68H103ZM103 71L101 70V72L103 73ZM109 71V70H108ZM112 71V70H111ZM157 71V70H156ZM193 71V70H192ZM191 71V72H192ZM22 72V71H21ZM83 72V71H82ZM84 72H86V71H84ZM105 72L106 71H104V75H105ZM167 72V71H166ZM176 72V71H175ZM215 72V71H214ZM220 72V71H219ZM34 73V72H33ZM33 73H31V75L33 74ZM35 73H36V71H35ZM35 73H34V76L32 77V78H30L31 79V81L29 82V85L28 86H26V87H28V88H26L25 89V91L23 90V92H30V95H31V92H33V93H37V95H39V93L38 92H40V90L42 89V87H41V85L40 84H42V85H44V87L45 86H48L50 83H49V81H48V79L47 78H45L44 79V82H42L41 81V79H39V80H37V81H39V83H40V81L42 82V83H40V84H38V85H40V86H37V84H36V86L35 85H33V84H35L34 83V81H35V79L33 80V82H32V79L33 78H35ZM62 73V72H61ZM72 73H74L73 75L74 76H76L75 75V73L76 72H71V73H69V75L70 76H68V74L66 73V75L65 74H63L65 77L66 76H68L67 77V79L66 78H59V76H58V78L57 77H55V78H57L58 79V86H57V84H56V86L57 87H53L52 86V88H56V89H54L52 92V94H53V96L54 97H57L58 98V96H65V97H69L70 98V96H69V94H72V96L75 94L76 95V93H77V91H80V88H82L83 90L81 91L82 93L83 92H85L86 91V89L88 90V88H89V85H88V88H87V86H86V84H87V81L85 80L87 77H85V75H84V73H82L80 76L79 75H77V76H79L78 78H75V77H72L71 76V74ZM88 73V72H87ZM86 73V75H88ZM92 73V72H91ZM102 73H101V75H102ZM129 72H127L126 74H128ZM139 73V72H138ZM144 73V72H143ZM154 73H155V71H154ZM159 73H162V72H159ZM169 73H170V71H169ZM17 74V73H16ZM90 74V73H89ZM95 74V73H94ZM108 74V73H107ZM137 74V73H136ZM147 74V73H146ZM188 74V73H187ZM214 75H215V73H213ZM19 75V74H18ZM41 75V74H40ZM103 75V76H104ZM130 75V74H129ZM162 75V74H161ZM167 75H169V74H167ZM166 75V76H167ZM76 76V77H77ZM107 76V75H106ZM144 76H145V74H144ZM153 76V75H152ZM163 76V75H162ZM187 76V75H186ZM212 76V75H211ZM19 77V76H18ZM47 77V76H46ZM61 77V76H60ZM63 77V76H62ZM95 77H96V75H95ZM112 77V76H111ZM122 78H123V76H121ZM126 77H127V75H126ZM141 77V76H140ZM155 77V76H154ZM154 77L153 78H151V74L149 75V74H147L146 75V77L144 78L143 76H142V78H140L139 80H140V86H142V85H144V87H147V88H150L151 86H156L155 87V89L156 88H158L157 86H159V85H161L160 83H162V82H160V81H158L159 80V78H158V80L157 79H154ZM159 77V76H158ZM176 77V76H175ZM180 77V76H179ZM183 77V76H182ZM181 77V78H182ZM54 78V79H55ZM162 78V77H161ZM165 78V77H164ZM167 78V77H166ZM177 78V77H176ZM198 78V77H197ZM18 79V78H17ZM23 79V78H22ZM43 79V78H42ZM57 79H55V81H57ZM108 79H109V77H108ZM107 78H106V80H108ZM124 79V78H123ZM163 79V78H162ZM214 81H216V79L218 80V76H214ZM3 80H5V79H3ZM134 80V79H133ZM136 80V79H135ZM179 80H181V79H179ZM190 80V79H189ZM29 81V80H28ZM36 81V82H37ZM96 81V80H95ZM111 81V80H110ZM109 81V82H110ZM129 81V80H128ZM143 81H144V83H143ZM182 81V80H181ZM193 81V80H192ZM195 81V80H194ZM213 81V80H212ZM219 81V80H218ZM3 82V81H2ZM99 82V81H98ZM98 82H97V84H98ZM127 82V81H126ZM131 82V81H130ZM134 81H132V83H133ZM143 84H142V83ZM164 82V81H163ZM197 82V81H196ZM217 82V81H216ZM256 82V81H255ZM52 83V82H51ZM104 83V82H103ZM121 83V82H120ZM119 83V84H120ZM128 83V82H127ZM173 83H175V82H173ZM194 83V82H193ZM218 83H220V82H218ZM222 83V82H221ZM260 83V82H259ZM12 84V83H11ZM10 84V85H11ZM95 84V83H94ZM107 84H109V83H107ZM124 84V83H123ZM126 84V83H125ZM163 84V83H162ZM165 84V83H164ZM167 84V83H166ZM165 84V87L168 85H166ZM2 85V87H3V85L4 84H0V86ZM10 85H9V87H10ZM18 85H20V84H18ZM53 85V84H52ZM67 86L66 87V90H65V87L64 86ZM91 86L90 87H92V84H90ZM129 85V84H128ZM137 85V84H136ZM172 85V84H171ZM174 85L175 84H173L172 86L174 87ZM199 85V84H198ZM209 85V84H208ZM218 85V84H217ZM223 84H221V86H222ZM5 86V85H4ZM12 86V85H11ZM22 86V85H21ZM86 86V89H85V91H84V87ZM107 86V85H106ZM119 86V85H118ZM124 86V85H123ZM139 86V85H138ZM171 86V87H172ZM189 86V85H188ZM214 86H216V85H214ZM2 87H0V88H2ZM22 87H24V86H22ZM78 87H79V89H78ZM127 87H129V86H127ZM137 87V86H136ZM143 87V86H142ZM141 87V88H142ZM170 87V86H169ZM172 87V88H173ZM4 88V87H3ZM6 88H7V86H6ZM12 88V87H11ZM51 88V87H50ZM97 87H95V89H96ZM117 88V87H116ZM121 88V87H120ZM119 88V91L122 89H120ZM125 89H126V87H124ZM140 88V89H141ZM164 88V87H163ZM167 88V87H166ZM165 88V89H166ZM174 88H176V87H174ZM254 88V87H253ZM10 89V88H9ZM13 89V88H12ZM44 89V88H43ZM78 89V90H77ZM102 89V88H101ZM139 89V88H138ZM153 89H154V87H153ZM154 89V90H155ZM159 89V91H161L162 90V87L161 88H158ZM161 89V90H160ZM168 89V88H167ZM2 90V89H1ZM11 90V89H10ZM77 90V91H76ZM106 90V89H105ZM132 90V89H131ZM136 90V89H135ZM134 90V91H135ZM142 90H143V88H142ZM171 90V89H170ZM174 90V89H173ZM172 90V91H173ZM197 90V89H196ZM195 90V91H196ZM201 90V89H200ZM21 90L19 89V92H20ZM90 91V90H89ZM97 91V90H96ZM127 91H129V90H127ZM156 91V90H155ZM158 91V90H157ZM176 91V90H175ZM192 91V90H191ZM194 91V90H193ZM14 92V91H13ZM74 92H76V93H74ZM99 92H101L100 90H99ZM99 92H95L94 91V98H97V96L99 97L100 95H102V94H99ZM168 92V91H167ZM166 92V93H167ZM6 93V92H5ZM5 93H4V95H5ZM93 93V92H92ZM104 93V92H103ZM120 93V92H119ZM140 93V92H139ZM150 93V92H149ZM170 93V92H169ZM173 92H171V94H172ZM201 93V92H200ZM203 93V92H202ZM222 93V92H221ZM248 93V92H247ZM9 94H10V92H9ZM29 94V93H28ZM83 94H85V93H83ZM82 94V95H83ZM86 94H88L87 93V91H86ZM109 94V93H108ZM115 94V93H114ZM124 94V93H123ZM137 94V93H136ZM160 94H162V92H160ZM185 94V93H184ZM222 94H224V93H222ZM222 94H221V96H222ZM3 95V96H4ZM23 95V94H22ZM26 95V94H25ZM30 95H29V97H30ZM35 95V94H34ZM36 95V96H37ZM43 95V94H42ZM93 95V94H92ZM97 95V96H96ZM105 95V94H104ZM133 95H134V92H133ZM174 95V94H173ZM262 95V94H261ZM2 96V95H1ZM11 96V95H10ZM18 96V95H17ZM20 96V95H19ZM18 96V97H19ZM52 96V97H53ZM71 96V97H72ZM87 96V95H86ZM85 95H84V97H86ZM116 96H117V93H116ZM136 96H138V95H136ZM163 96H165V95H163ZM178 96H181V95H178ZM201 96V95H200ZM203 96V95H202ZM5 97H7V96H5ZM4 97V98H5ZM28 97V96H27ZM53 97V98H54ZM91 97V96H90ZM89 97V98H90ZM108 97H111V96H108ZM113 97H115V96H113ZM118 97V96H117ZM117 97L115 98V100L117 99ZM119 97H120V95H119ZM135 97V96H134ZM140 97V96H139ZM169 97V96H168ZM181 97H183V96H181ZM210 97V96H209ZM234 97H235V95H234ZM17 98V97H16ZM43 98V97H42ZM48 98V97H47ZM56 98V99H57ZM64 98V97H63ZM83 98V97H82ZM141 98H142V96H141ZM141 98H137L136 100L134 99V105H136L137 103H140V101H141ZM149 98V97H148ZM157 98H159V100L158 101H162V102H160L161 104L163 103V101H164V103L166 102V100H165V98H167V96L166 97H160L159 95L157 96ZM171 97H169V101L171 100L170 99ZM221 98V97H220ZM7 99V98H6ZM19 99V98H18ZM35 99V98H34ZM45 99V98H44ZM59 99V98H58ZM66 99V98H65ZM101 99H102V97H101ZM108 99V98H107ZM114 99V98H113ZM113 99H112V102H113ZM120 99H121V97H120ZM144 99L145 98H143L142 99V105H143V103L144 102H146V100L144 101ZM155 100H156V98H154ZM153 99V100H154ZM161 99V100H160ZM205 99V98H204ZM235 99V98H234ZM60 100H61V98H60ZM59 100V101H60ZM83 100L85 101V98L84 99H82L81 101V103H85V102H83ZM93 100L94 99H88V97H87V100H86V103L84 104V107L85 108H83L84 110H82V108L80 109V110H82V113H80L81 115L79 116L80 117V119L83 121L82 123L80 122L81 120L80 119H77V120H75L72 124H71V126H69V127H66V128H62V121L60 122V120L58 119L59 118V113H58V111L55 109V107H54V111L53 110H50V109H48V112H47V109H44V112H43V110H42V112L41 113H44V114H40L39 112V114L38 113H35L34 115H33V117L32 118H30L29 120H28V124L27 125H29L30 126V128H32V131L34 132V134L31 136V137H33L32 139H25L24 138V136H21L22 134H18V133H16V132H18L17 131V129L18 128H16L17 127V125H16V127H12L15 123V121H12L14 118V116L15 115H12V113L11 112H9V111H3L2 113H0V134L2 135L4 132L2 131V130H4L5 131V133H4V137H3V139L2 140H0V204L1 203H4V206H1L0 205V227L2 228V229H4L7 233L5 234V237H8L9 239H10V237L12 236L11 234H14V235H16L17 233H19V232H17V231H19L21 228H23V227H25L26 225L29 227V225L30 224H32V227H33V225H35L36 224V227L38 226L37 224H39V222H41V220H42V222L44 221V219H47V220H45V221H48L49 219H50V221L48 222V223H51L52 224V228H53V225L55 224V225H57V223H60V220H61V222H62V220H64V221H66L65 223H67V224H69L68 222H71V223H74L75 221H76V223L78 222V220H79V218L81 219V215H80V212H78L77 211V206L75 207L74 206V203H77L78 202V200H79V193H82V192H84L85 194H87L86 196H90V198L92 199V197H93V195L91 196V194H93V193H91L90 192V188L91 187H93V188H101L100 189V192L102 191V193H101V196L99 195L100 193L99 192H96V193H99V194H96L97 196L99 195L100 196V198H98V197H96L97 198V200L94 202L95 204H97V205H94L95 207L93 208V209H95V210H98V213H95V214H98V219L100 218V217H106L107 216V213H106V211H107V208H109V206H110V204H112L114 201H117V199L118 198H116V196H113V202H112V196L111 197H109V195H105L104 194V190H105V188H104V184H107L106 182H107V180H110V181H112V183H116L119 179H123L124 180V178L126 177L127 178V176H131V178H132V182H133V180H136L135 178H137V180L138 181H142V189L146 192V189L147 190H151L150 189V186L152 185V183L150 182V180L151 179H153V178H149L148 176L150 175V174H148L147 172H145V171H148V170H144V172H135V171H130L128 168H126V166L124 165V164H122L123 166H125V168H126V170H125V168H122L123 166L120 164V163H122L121 161L120 162H117L118 160H116L115 162H117V165H116V163H114L113 162V165L112 164H110L109 162L112 160V159H114L115 157L114 156H110V157H112V158H110V159H108V157H106V159H104V157H103V159L104 160H102L100 157H98L99 155H98V153H100V152H98L96 155H94V156H96L95 157V159L96 160H98L99 158V160L98 161H96L95 159H94V156H92V155H90L89 153H87L88 155H85V156H83L82 154H77L78 152H76L75 154H77V155H79V156H76V155H74V156H76V157H78V158H75L74 156H73V158H68V161L65 159H63L62 157H64V156H61L59 153L61 152H57V148L59 147V135H60V137H63L66 133H67V135L68 136H70V135H79L81 138V140L78 138V140L81 142L83 139L82 138H84V140L86 139V140H88V141H90V142H95V143H97V145H98V143L101 145V146H104V147H106V146H108V145H110L109 143H110V141L112 140V139H115V138H117V140L116 141H119L120 142V140H121V137H120V139L118 140V133H119V130H121L122 128V119H120L119 118V116H114V113H112L111 112V110L108 108V106L106 107V104H104L105 102H102V103H98V101L100 100V98H99V100L97 99V101H94L93 102ZM123 100V99H122ZM152 99H150V101H153ZM196 100V99H195ZM218 100H220V99H218ZM229 100V104L228 105H230L231 104V99H228ZM227 100V101H228ZM240 100V99H239ZM53 101H55V100H53ZM109 101V100H108ZM119 100H117V102H118ZM130 101H131V99H130ZM129 101V102H130ZM144 101V102H143ZM147 101H148V99H147ZM150 101H149V103H150ZM173 101V100H172ZM175 101V100H174ZM176 101H177V98H176ZM217 101V100H216ZM222 101H223V98H222ZM43 102H45L44 100H43ZM42 102V103H43ZM61 102V101H60ZM64 102V101H63ZM80 102V101H79ZM110 102V101H109ZM154 102V101H153ZM178 102V101H177ZM206 102V101H205ZM232 102H234V101H232ZM6 103V102H5ZM9 103V102H8ZM37 103V102H36ZM34 104L33 103V105H37V104ZM47 103V102H46ZM107 103V105H109L108 104V102H106ZM121 103V102H120ZM157 102H155V104H156ZM173 103H175V102H173ZM209 103V102H208ZM227 103V102H226ZM235 103H237V102H235ZM234 103V105L235 106H237L236 104ZM39 104V103H38ZM48 104V103H47ZM46 104V105H47ZM55 104V103H54ZM65 104V103H64ZM104 104V105H103ZM127 104V103H126ZM144 104H147V103H144ZM152 104V103H151ZM154 104V103H153ZM170 104V103H169ZM176 104V103H175ZM199 104H202V103H199ZM31 105V104H30ZM33 105H31V106H33ZM43 105V104H42ZM72 105V104H71ZM111 105V104H110ZM115 105V104H114ZM113 105V106H114ZM116 105H117V107H119L118 106V104L116 103ZM165 105V104H164ZM166 105H168V104H166ZM179 105V104H178ZM194 105V104H193ZM215 105V104H214ZM227 105V106H228ZM233 105V104H232ZM241 105V104H240ZM247 105V104H246ZM7 106H9V105H7ZM31 106H30V108H31ZM65 106V105H64ZM121 106V105H120ZM141 106V105H140ZM139 106V107H140ZM144 106V105H143ZM157 106V105H156ZM160 106V105H159ZM162 106V105H161ZM205 108H206V106L205 105H203ZM209 106V105H208ZM234 106V107H235ZM239 106V105H238ZM66 107V106H65ZM122 107V106H121ZM132 107V106H131ZM164 107V106H163ZM172 107H173V104H172ZM202 107V106H201ZM230 107H232V106H230ZM240 107V106H239ZM35 108H37V107H35ZM49 108H51V107H49ZM62 108V107H61ZM68 108V107H67ZM66 108V109H67ZM113 108V107H112ZM120 108V107H119ZM154 108H155V106H154ZM160 108V107H159ZM166 108H167V106H166ZM175 108V107H174ZM174 108H173V110H174ZM181 108V107H180ZM191 108V107H190ZM199 108H200V106H199ZM204 108V109H205ZM243 108V107H242ZM241 108V109H242ZM25 109V108H24ZM23 109V110H24ZM42 109V108H41ZM52 109V108H51ZM73 109H75V108H73ZM72 109V110H73ZM121 109V108H120ZM133 109V108H132ZM137 109H138V107H137ZM140 109V108H139ZM148 109H149V107H148ZM156 109V108H155ZM170 109H171V105H170ZM182 109V108H181ZM210 109V108H209ZM209 109H208V111H209ZM213 109V108H212ZM218 109V108H217ZM230 109V108H229ZM248 109V108H247ZM259 109V108H258ZM30 110V109H29ZM32 110L34 111V108L32 107ZM45 110H46V112L47 113H45ZM50 110V111H49ZM129 110V109H128ZM150 110H152V109H150ZM164 110V109H163ZM172 110V109H171ZM202 110V109H201ZM219 110V109H218ZM238 110H240V109H238ZM244 110V109H243ZM242 110V111H243ZM249 110V109H248ZM247 110V111H248ZM121 111V110H120ZM131 111V110H130ZM160 111V110H159ZM168 111V110H167ZM170 111V110H169ZM174 111H176V110H174ZM173 111V112H174ZM205 111V110H204ZM212 111V110H211ZM229 111V110H228ZM246 111V110H245ZM246 111V112H247ZM36 112H37V110H36ZM65 112V111H64ZM81 112V111H80ZM128 112V111H127ZM126 112V115L128 114ZM139 112V111H138ZM143 112H144V110H143ZM143 112H141V114L143 113ZM165 112V111H164ZM76 113H78V111L76 112ZM167 113V112H166ZM172 113V112H171ZM178 113H179V111H178ZM203 113V112H202ZM60 114H62V113H60ZM69 114V113H68ZM129 114H131V113H129ZM155 114H156V112H155ZM154 114V115H155ZM160 114V113H159ZM175 114V113H174ZM206 114V113H205ZM208 114V113H207ZM214 114V113H213ZM119 115H120V113H119ZM140 115V114H139ZM176 115H177V113H176ZM182 115V114H181ZM203 115V114H202ZM202 115H201V117H202ZM210 115V114H209ZM248 115H251V114H248ZM257 115V114H256ZM32 116V115H31ZM61 116V115H60ZM134 115L132 114V117H133ZM136 116V115H135ZM147 116H149L150 117V115H147ZM156 116V115H155ZM161 116H163V115H161ZM169 116H170V114H169ZM216 116V115H215ZM17 117H18V115H17ZM130 117V116H129ZM128 117V118H129ZM148 117V118H149ZM246 117V116H245ZM16 118V117H15ZM62 118H64L63 116H62ZM126 118V117H125ZM151 118H153L152 116H151ZM178 118H180L181 119V117H178ZM191 118V117H190ZM259 118V117H258ZM59 121H58V120ZM133 119V118H132ZM163 119V118H162ZM179 119V120H180ZM189 119V118H188ZM200 119V118H199ZM203 119V118H202ZM238 119V118H237ZM242 119V118H241ZM247 119H248V117H247ZM260 119V118H259ZM15 120H17V118L15 119ZM80 120V121H79ZM124 120V119H123ZM153 120V119H152ZM152 120H150L149 119V121H151L150 122V124L153 122L154 123V121H152ZM156 120V119H155ZM167 120V119H166ZM171 120H172V118H171ZM191 120V119H190ZM206 120V119H205ZM11 121L14 123V124H12L11 123ZM57 121L59 122V123H62L61 125L59 124V126L61 127V129H62V131L60 132V133H57V128H60L59 126H58V123H57ZM127 121V120H126ZM141 121V120H140ZM148 121V122H149ZM181 121V120H180ZM199 121V120H198ZM16 122H18V121H16ZM42 122V124L43 125H38V124H40V123ZM67 122H69L68 120H67ZM124 122V121H123ZM134 122V121H133ZM136 122V121H135ZM162 122V121H161ZM144 123H146V122H144ZM151 124V128H153V129H156V126L154 125V124ZM169 123V122H168ZM188 123V122H187ZM186 123V124H187ZM200 123V122H199ZM12 126H11V125ZM17 124V123H16ZM67 124V123H66ZM129 124V123H128ZM136 124V123H135ZM167 124V123H166ZM246 124H248V123H245V125ZM250 124V123H249ZM124 125V124H123ZM137 125V124H136ZM145 126H146V124H144ZM156 125H158V124H156ZM171 125V124H170ZM170 125H169V127H170ZM193 125V124H192ZM239 125H241V124H239ZM244 125V124H243ZM22 126V125H21ZM24 126V125H23ZM39 126L41 127V126H43V127H41V128H39ZM64 126V125H63ZM138 126H139V124H138ZM150 126V125H149ZM19 127V126H18ZM27 127V126H26ZM65 127V126H64ZM164 127V126H163ZM178 127H180V126H178ZM178 127H176V129L178 128ZM239 127V126H238ZM237 127V128H238ZM242 128H243V126H241ZM13 128H15L16 130H14ZM144 128V127H143ZM146 129H147V127H145ZM158 128V127H157ZM234 128V127H233ZM245 128V127H244ZM44 129V130H43ZM134 129V128H133ZM167 129V128H166ZM188 129V128H187ZM194 129V128H193ZM236 129V128H235ZM252 128H250V130H251ZM59 130V129H58ZM128 130V129H127ZM168 130V129H167ZM249 130V129H248ZM254 130V129H253ZM2 131V132H1ZM43 131H45V132H43ZM147 131V130H146ZM177 131V130H176ZM191 131V130H190ZM193 131V130H192ZM23 132V131H22ZM59 132V131H58ZM155 132V131H154ZM161 132V131H160ZM173 132V131H172ZM172 132H171V134H172ZM237 132V131H236ZM247 132V131H246ZM249 132V131H248ZM248 132H247V134H248ZM20 133V132H19ZM44 133H46L47 134V137H44ZM125 133H126V131H125ZM129 133V132H128ZM157 133V132H156ZM186 133V132H185ZM194 133H196V132H194ZM197 133H198V131H197ZM120 134V133H119ZM151 134V133H150ZM150 134H148V135H150ZM165 134V133H164ZM174 134V133H173ZM189 134H191V133H189ZM0 135V136H1ZM139 135V134H138ZM161 135V134H160ZM160 135H159V137H160ZM184 135H186V134H184ZM183 135V136H184ZM74 136H72V137H74ZM131 136V135H130ZM156 136V135H155ZM243 136V135H242ZM152 138H153V135L151 136ZM182 137V136H181ZM245 137V136H244ZM64 138V137H63ZM70 138V137H69ZM149 138H150V136H149ZM166 138V137H165ZM215 138V137H214ZM1 139V138H0ZM74 140L76 139L77 140V138H73ZM127 139H128V137H127ZM131 139H132V137H131ZM131 139H130V141H131ZM155 139V138H154ZM159 139V138H158ZM178 139H179V137H178ZM193 138L191 137V136H189V135H187V136H184L183 137V140L185 141V142H189L190 143V141L192 140ZM60 140H61V138H60ZM64 140H66V139H64ZM148 140V139H147ZM156 141H157V139H155ZM173 140V139H172ZM237 140V139H236ZM246 140V139H245ZM78 141V142H79ZM154 141V140H153ZM155 141V142H156ZM161 141H162V139H161ZM179 141V140H178ZM212 140H210V143H209V141H208V143H209V145L207 144V142H205L207 145H208V147H205L203 144H201L200 145V147L202 148V146H203V148H210V149H207V153L208 152H210L209 150H211L212 151V148L214 147V145L212 146H210V144L211 143H216V141L214 142H211ZM230 141V140H229ZM234 140H232L231 142H233ZM72 142H76V141H72ZM80 142H79V144H80ZM83 142V141H82ZM86 142V141H85ZM164 142V141H163ZM171 142V141H170ZM174 142V141H173ZM204 142V141H203ZM202 142V143H203ZM217 142H219V141H217ZM220 142H221V140H220ZM227 142V141H226ZM58 143V144H57ZM87 143H89V142H87ZM113 143V142H112ZM115 143H117V142H114V144ZM125 143V142H124ZM127 143H128V141H127ZM179 143H181L180 141H179ZM201 142H199V144H200ZM225 143V142H224ZM78 144V143H77ZM91 144H93V143H91ZM91 144H88V145H90V146H88V147H91ZM164 144H165V142H164ZM192 144H193V142H192ZM190 145V146H188L189 147V149H190V147L192 146V148H193V145ZM205 144V145H206ZM223 144V143H222ZM27 145H29L30 147H32L33 149H29L28 148V146ZM58 145V147H56ZM81 145V144H80ZM79 145V147H82V145L80 146ZM112 145V144H111ZM118 145H119V143H118ZM125 145H126V143H125ZM152 145V144H151ZM179 145V144H178ZM186 145V144H185ZM206 145V146H207ZM216 146H218V143H216L215 144ZM224 145V144H223ZM227 145V144H226ZM228 145H229V143H228ZM238 145V144H237ZM72 146V145H71ZM70 146V147H71ZM85 146V145H84ZM83 146V147H84ZM95 146V145H94ZM94 146H92V147H94ZM100 146V147H101ZM120 146V145H119ZM124 146V145H123ZM138 145H136V147H137ZM141 146V145H140ZM157 146H158V143H157ZM160 146V145H159ZM171 146V145H170ZM179 146H181V145H179ZM225 146V145H224ZM223 146V147H224ZM77 147V146H76ZM75 147V149L77 150V148ZM82 147V148H83ZM86 147V146H85ZM97 147V146H96ZM113 147V146H112ZM122 147V146H121ZM121 147H118L119 149L121 148ZM133 147V146H132ZM152 147V146H151ZM176 147V146H175ZM182 147V146H181ZM221 147V146H220ZM27 148L29 149V152H28V150H27ZM97 148H99V147H97ZM124 148V147H123ZM128 148V147H127ZM134 148H135V143H134ZM145 148V147H144ZM156 148V147H155ZM215 148V147H214ZM218 148V147H217ZM228 148V147H227ZM235 148V147H234ZM64 149V148H63ZM69 149V148H68ZM73 149V150H72ZM71 150L72 151H74V148H72ZM87 149V148H86ZM85 149V150H86ZM94 149V148H93ZM103 149V148H102ZM104 149H106V148H104ZM114 149V148H113ZM122 149V148H121ZM140 149V148H139ZM176 149H177V147H176ZM180 149V148H179ZM182 149V148H181ZM184 149V148H183ZM30 150H31V152H30ZM34 150V151H33ZM75 150V151H76ZM80 150H82V149H80ZM99 150V149H98ZM100 150H101V148H100ZM112 150V149H111ZM117 150V149H116ZM146 150V149H145ZM152 150V149H151ZM157 151H158V149H156ZM155 150V151H156ZM168 150V152H172V153H169L168 154V157H169V159H171V161L172 162H174V160H175V158L177 157V155H176V157L174 158L173 157V152L174 151H169V149H167ZM72 151H71V153H72ZM78 151H79V149H78ZM88 151V150H87ZM94 151V150H93ZM104 151V150H103ZM157 151H156V153H155V155L157 154ZM214 151H215V149H214ZM213 151V152H214ZM218 151V150H217ZM233 151V150H232ZM83 152V151H82ZM109 152H112V151H109ZM115 151H113V153H114ZM123 152V151H122ZM126 152V151H125ZM146 152V151H145ZM149 152V151H148ZM152 152H153V150H152ZM176 152V151H175ZM174 152V153H175ZM180 152V151H179ZM182 152V151H181ZM262 152V151H261ZM63 153H65V152H63ZM81 153V152H80ZM93 153V152H92ZM112 153V154H113ZM116 153H117V151H116ZM144 153V152H143ZM167 153V152H166ZM165 153V154H166ZM177 153V152H176ZM204 153V152H203ZM244 153V152H243ZM67 154V153H66ZM68 154H70V153H68ZM84 154V153H83ZM103 154V153H102ZM109 154V153H108ZM119 154H120V152H119ZM139 154V153H138ZM182 154V153H181ZM181 154H179L180 156H181ZM185 154V153H184ZM36 155H41L42 157V159L40 160V162H38L37 163V165H35V166H32L31 168H30V171H28L27 173H29V177L31 178L30 180V182L31 183H29V180H26V181H28V183H29V185H28V183L27 182H23L24 180V178H22V174H21V172H22V170H23V168H26V167H24L25 165H28L27 164V162H28V158H30V162L31 161H33V158L36 156ZM80 155L82 156V157H80ZM105 155V154H104ZM178 155V156H179ZM193 155V154H192ZM210 155V154H209ZM106 156H108V155H106ZM143 156V155H142ZM224 156V155H223ZM247 156V155H246ZM38 157V156H37ZM69 157V156H68ZM72 157V156H71ZM97 157H98V159H97ZM121 157V156H120ZM155 157V156H154ZM161 157V156H160ZM182 157H184V156H182ZM209 157V156H208ZM233 157V156H232ZM174 158V159H173ZM181 158V157H180ZM179 158V159H180ZM210 158V157H209ZM208 158V159H209ZM35 159V158H34ZM70 159V160H69ZM107 159L108 160H110V161H107ZM177 159H178V157H177ZM39 160V159H38ZM166 160V159H165ZM218 160V159H217ZM262 160V159H261ZM36 161V160H35ZM101 161V162H100ZM102 161H105V164L102 162ZM112 161H114V160H112ZM111 161V162H112ZM219 161V160H218ZM218 161H216V162H218ZM251 161V160H250ZM125 162V161H124ZM139 162V161H138ZM166 162V161H165ZM179 162H181V161H179ZM183 162V161H182ZM186 162V161H185ZM103 163V164H102ZM170 163V162H169ZM175 164H177L176 166H180V167H178L179 169L182 167L181 165H183L182 163H181V165L180 164H178V160H177V163H176V161L174 162ZM186 163H188V162H186ZM224 163V162H223ZM256 163V162H255ZM32 163H30V165H31ZM108 164H110V165H112V169H111V167H109V165ZM131 164V163H130ZM133 164V163H132ZM136 164V163H135ZM144 164V163H143ZM156 164V163H155ZM256 165V164H255ZM262 165V164H261ZM260 165V166H261ZM122 166V167H121ZM131 166H133V165H131ZM141 166V165H140ZM175 166V167H176ZM216 166H219V164L217 165V163H216ZM226 166V165H225ZM253 166V165H252ZM30 167V166H29ZM174 166L172 165V167L171 168H173ZM184 167V166H183ZM187 167H189L188 165H187ZM222 167V166H221ZM220 167V168H221ZM254 167V166H253ZM130 168V167H129ZM143 168V167H142ZM142 168H141V171H142ZM223 168H225V167H223ZM227 168H228V166H227ZM258 168V167H257ZM136 169V168H135ZM134 169V170H135ZM154 169V168H153ZM184 169V168H183ZM188 168H185L184 169V171H186ZM230 169V168H229ZM233 169V168H232ZM132 170V169H131ZM140 170V169H139ZM208 170V169H207ZM226 170H228V169H226ZM226 170H224V171H226ZM159 171V170H158ZM157 171V172H158ZM166 171V170H165ZM164 171V172H165ZM179 171V170H178ZM177 171V172H178ZM189 171H191V170H189ZM195 171V170H194ZM191 172L192 174H194V176H196L195 174H197V173H195V172ZM200 171V170H199ZM204 171V170H203ZM203 171H200L201 173H199V174H202V176H203V174L205 173H203ZM223 170H222V172H224ZM230 171V170H229ZM233 171V170H232ZM258 171V170H257ZM170 172V171H169ZM187 172V171H186ZM136 173H138L137 175H138V177H136ZM150 173V172H149ZM179 173V172H178ZM190 173V172H189ZM224 173H226V178L225 179H230L229 178V176H230V174L228 173V172H224ZM223 173V174H224ZM228 173V174H227ZM231 173V172H230ZM252 173H253V171H252ZM158 174V173H157ZM169 174V173H168ZM198 174V175H199ZM233 174V173H232ZM264 174V173H263ZM25 176H27L26 174H24ZM160 175V174H159ZM206 175H208V173H206ZM206 175L205 176H203L204 178H206L207 179V177H206ZM24 176V177H25ZM27 176V177H28ZM95 176H97V178L95 179L94 177ZM153 176H154V174H153ZM155 176H157V175H155ZM200 176V175H199ZM213 176V175H212ZM225 176V175H224ZM257 176V175H256ZM259 176V175H258ZM148 177V178H147ZM202 177V178H203ZM129 178V177H128ZM156 178V177H155ZM170 178V177H169ZM194 178V177H193ZM196 178V177H195ZM200 178H201V176H200ZM204 178H203V180H204ZM258 178V177H257ZM58 179H60V180H62L63 181V184H62V186H56V181L58 180ZM93 179V180H92ZM159 179H160V177H159ZM197 179V178H196ZM23 180V181H22ZM95 180V181H94ZM157 180V179H156ZM257 180V179H256ZM61 181V182H62ZM126 181V180H125ZM258 181V180H257ZM60 182V181H59ZM211 182V181H210ZM221 182V181H220ZM114 183V184H115ZM125 183V182H124ZM127 183V182H126ZM130 183V182H129ZM129 183H128V185H129ZM210 184V183H209ZM219 184V183H218ZM58 185V184H57ZM113 185V184H112ZM111 185V186H112ZM128 185H124V188L125 187H127ZM217 185V184H216ZM178 186V185H177ZM67 187V188H66ZM117 187V186H116ZM222 187V186H221ZM66 188V189H65ZM123 188V187H122ZM156 188V187H155ZM155 188H153V190L155 189ZM41 189H43L44 191H45V194H42V193H44V192H42L41 191ZM140 189V188H139ZM113 190V189H112ZM94 191V190H93ZM96 191H99V190H96ZM187 191V190H186ZM152 193H153V191H151ZM151 192H149V193H151ZM171 192V191H170ZM113 193V192H112ZM131 193H133V191L131 192L130 191V193H128V194H131ZM136 193V192H135ZM134 193V194H135ZM131 195H133V194H131ZM144 195H146V194H144ZM157 195V194H156ZM118 196V195H117ZM164 197V196H163ZM248 197V196H247ZM81 198V197H80ZM147 198V197H146ZM93 199H95V195H94V197H93ZM98 199H99V201H98ZM165 199V198H164ZM127 200V199H126ZM184 200H186V199H184ZM87 201H88V198H87ZM93 201V200H92ZM97 201H98V203H97ZM123 201H125V200H123ZM186 201H188V199L186 200ZM85 203H86V201H84ZM112 202V203H111ZM119 202V201H118ZM116 203V202H115ZM114 203V204H115ZM125 204H126V202H125ZM202 204V203H201ZM201 204H198V206L199 205H201ZM3 205V204H2ZM79 205V204H78ZM84 205H86V204H84ZM91 205H92V203H91ZM118 205V204H117ZM175 205H177V202L175 203ZM195 205H196V203H195ZM205 205V204H204ZM87 206V205H86ZM154 206V205H153ZM83 207H85V206H83ZM82 207V208H83ZM177 207L178 208H184V207H179V205H177ZM176 207V208H177ZM202 207V206H201ZM206 207V206H205ZM210 207V206H209ZM213 207V206H212ZM81 208V207H80ZM175 208V209H176ZM197 208V207H196ZM110 209V208H109ZM172 209H173V207H172ZM199 209V208H198ZM197 209V210H198ZM202 209H203V207H202ZM180 211H181V209H179ZM183 210H186L185 208L183 209ZM195 210V209H194ZM204 211V213L206 212L205 211V208L203 209ZM86 211V210H85ZM94 211V210H93ZM87 212V211H86ZM170 212V211H169ZM186 212V211H185ZM90 213V212H89ZM183 213V212H182ZM83 214V213H82ZM85 215L87 214V213H84ZM84 214L82 215V216H84ZM91 214H93V213H91ZM171 214V213H170ZM47 216L46 218L44 217V216ZM99 215H101V216H99ZM166 215L167 214H165L163 217L164 218H166ZM234 215V214H233ZM87 216V215H86ZM92 216V215H91ZM94 216V215H93ZM168 216V215H167ZM237 216V215H236ZM96 217V216H95ZM109 217V216H108ZM162 217V216H161ZM59 218H60V220H59ZM107 218V217H106ZM109 218H111V217H109ZM109 218H107V219H109ZM163 218V219H164ZM221 218V217H220ZM84 219H85V217H84ZM87 219V218H86ZM92 219V218H91ZM188 219V218H187ZM88 220V219H87ZM86 220V221H87ZM94 220V219H93ZM100 220V219H99ZM104 220V219H103ZM63 221V222H64ZM80 221V220H79ZM145 221V220H144ZM180 221H181V217H180ZM218 221V220H217ZM22 222L25 224V226H23V227H20V225L22 226L23 224H22ZM41 222V223H42ZM53 222V223H52ZM85 222V221H84ZM88 222H89V220H88ZM93 222V221H92ZM103 222V221H102ZM168 222V221H167ZM184 222V221H183ZM47 223V222H46ZM70 223V224H71ZM83 223V222H82ZM91 223V222H90ZM97 223V222H96ZM147 223H148V221H147ZM166 223V221L164 222V224ZM18 224H20L19 225V227H18V229L19 230H16L17 229V227L16 226H18ZM87 224V223H86ZM122 224V223H121ZM48 225V224H47ZM74 225V224H73ZM79 225V224H78ZM88 225V224H87ZM90 225H92V224H90ZM89 225V227L91 228L92 226H90ZM98 225V224H97ZM96 225V226H97ZM168 225V224H167ZM170 225V224H169ZM27 226H26V229L24 230L23 229V231L24 232H26V230H28L29 228H27ZM49 226H50V224H49ZM63 226V225H62ZM80 226H81V223H80ZM86 226V225H85ZM93 226H95L94 225V223H93ZM162 226V225H161ZM166 226V225H165ZM14 227H16L15 228V230H16V232L14 231V233H13V231H12V229L14 228ZM35 227V226H34ZM35 227V228H36ZM38 227H40V224H39V226ZM46 227V226H45ZM70 228H71V226H69ZM68 227V228H69ZM74 227V226H73ZM83 227H84V224H83ZM98 227H99V225H98ZM98 227H94V228H98ZM104 227V226H103ZM103 227H100V228H98V230H97V232H98V237L100 238V241L98 240H94V242H92V241H88L89 239H91L90 237V235H89V238L87 237V241L86 242H84V243H82L83 244V246L81 245H79V243L81 242V239H79V238H81L82 237V235H81V237H80V235L78 236V235H75V236H73V238L70 240L69 239V237L68 236H66L65 238H67L68 237V240H66L65 242H66V246L64 245V247H63V249H65V248H69L68 249V251L69 250H73V251H76V249L80 246V248L81 247H83L85 250H82V251H86V253L87 254H89L90 252H91V254H92V252L94 251V253L95 254H100V255H102L101 257H102V259H103V256H104V258H105V256L106 255H108V254H110V253H107L108 252V250H112L111 248H109V246L108 245H106V243L107 244H109L107 241L108 240H106V236L103 234L104 232H105V230H104V228ZM120 227V226H119ZM149 227V226H148ZM222 227V226H221ZM31 228V227H30ZM41 228V227H40ZM39 228V229H40ZM47 228H48V230H49V228L50 227H48L47 226ZM76 228V227H75ZM89 228V229H90ZM101 228H103V229H101ZM163 228V227H162ZM62 229V228H61ZM78 229H79V227H78ZM84 228H82V230H83ZM93 229V228H92ZM92 229H90V230H92ZM14 230V229H13ZM36 230V229H35ZM50 230L51 231H53L54 230V228L53 229H51L50 228ZM130 230V229H129ZM145 230V229H144ZM20 231H22V229L20 230ZM30 231V230H29ZM31 231H32V229H31ZM39 231V230H38ZM43 231V230H42ZM51 231H49V233H55L56 231H53V232H51ZM104 231V232H103ZM11 232V233H10ZM28 232V231H27ZM26 232V233H27ZM41 232V231H40ZM80 232V231H79ZM78 232V233H79ZM89 232V231H88ZM87 232V233H88ZM115 232V231H114ZM113 232V233H114ZM148 232V234H149V237L150 238H153V239H156V240H158V241H160L161 242V240H164V242L165 241H170V236H164L163 234H166V232L165 231H163V230H159L158 229V226L156 227V229L154 228V230H152V229H150V230H148L147 231ZM34 233H36L33 237H34V239L36 240L37 239V237H38V235H39V232L37 233L36 231H34ZM33 233V234H34ZM58 233V232H57ZM56 233V234H57ZM83 233V232H82ZM82 233H80V234H82ZM92 233H94L93 232V230H92ZM106 233V232H105ZM117 233V232H116ZM119 233H120V231H119ZM122 233V232H121ZM133 233V232H132ZM141 233V232H140ZM220 233V232H219ZM10 234V235H9ZM21 234H23V233H21ZM20 234V235H21ZM28 234H30V233H28ZM38 234V235H37ZM41 234V233H40ZM63 234H64V232H63ZM73 234V233H72ZM71 234V235H72ZM77 234V233H76ZM89 234V233H88ZM143 234V233H142ZM18 235V234H17ZM25 235H27V234H25ZM49 235V234H48ZM62 235V234H61ZM69 235V234H68ZM84 236L85 235H87L86 234V231H85V234H83ZM166 235H168V234H166ZM23 236V235H22ZM55 236V235H54ZM60 236V235H59ZM105 236V237H104ZM108 236V235H107ZM134 236V235H133ZM164 236V237H163ZM25 237V236H24ZM33 237L31 238L32 240H33ZM45 237V236H44ZM51 237V236H50ZM64 237V236H63ZM72 237V236H71ZM110 238H112L113 236L111 235V236H109ZM116 237V236H115ZM128 237H129V235H128ZM12 238V237H11ZM18 238V237H17ZM16 238V240H18ZM22 238V237H21ZM83 239H84V237H82ZM98 238V239H99ZM119 238H121L122 239V236L121 237H119ZM131 238V237H130ZM133 238V237H132ZM131 238V239H132ZM189 238H191V237H189ZM4 239H6V238H4ZM13 239V238H12ZM12 239H10L11 241L9 242V243H11V242H14V241H12ZM15 239V238H14ZM41 239H43V238H41ZM58 239V238H57ZM97 239V238H96ZM115 239V238H114ZM120 239V240H121ZM127 239V238H126ZM135 239V237L133 238V240ZM136 239H137V235H136ZM135 239V240H136ZM236 239V238H235ZM242 239V238H241ZM40 240V239H39ZM79 240H80V242H79ZM133 240H131L132 241V243H133ZM192 240V242H193V240L194 239H191ZM201 240V239H200ZM236 240H238L239 241V239H236ZM7 241V240H6ZM6 241H4V244L0 247V264H5V263H7V261L8 260H10V258L12 257H10V249L11 248H8L7 247V242ZM9 241V240H8ZM38 241V240H37ZM36 241V242H37ZM59 241V240H58ZM63 241H64V239H63ZM63 241H62V243H63ZM83 241V240H82ZM85 241V240H84ZM131 241H130V243H131ZM148 241V240H147ZM196 241V240H195ZM227 241V240H226ZM17 242H19V240L17 241ZM32 242H35L34 240L32 241ZM39 242V241H38ZM42 242V241H41ZM145 242V241H144ZM198 242V241H197ZM204 242V241H203ZM240 242V241H239ZM242 242V241H241ZM55 243V242H54ZM57 243V242H56ZM55 243V244H56ZM111 243V242H110ZM121 243V242H120ZM135 243V242H134ZM148 243V242H147ZM167 243V242H166ZM196 243V242H195ZM230 243V242H229ZM2 244V243H1ZM0 244V245H1ZM40 244V243H39ZM117 244H118V242H117ZM126 244V243H125ZM167 244H169V243H167ZM199 244V243H198ZM197 244V245H198ZM201 244V243H200ZM199 244V245H200ZM239 244V243H238ZM9 245V244H8ZM29 245V244H28ZM113 245V244H112ZM134 245V244H133ZM138 245V244H137ZM193 245H195V244H193ZM33 246V245H32ZM110 246H111V244H110ZM115 246V245H114ZM113 246V247H114ZM125 246V245H124ZM136 246V245H135ZM203 246H204V243H203ZM221 248H222V245H219ZM10 247H12V246H10ZM28 247V246H27ZM62 247V246H61ZM61 247H59V249L61 248ZM112 247V248H113ZM120 247V246H119ZM123 247V246H122ZM131 247V246H130ZM140 247V246H139ZM169 247V249L171 248L172 250L174 249V247H177L178 248V245H172V246H168ZM180 247H181V244H180ZM189 247V246H188ZM200 247V246H199ZM209 247V246H208ZM228 247V246H227ZM227 247H226V249H227ZM229 247H230V245H229ZM13 248V247H12ZM40 248V247H39ZM51 248V247H50ZM76 248V249H75ZM115 248V247H114ZM121 248V247H120ZM126 248V247H125ZM161 247H159L158 249L162 252V250L160 249ZM163 248V247H162ZM185 248H186V246H185ZM195 248V247H194ZM204 248V247H203ZM218 248V247H217ZM36 249V248H35ZM53 249V248H52ZM117 249V248H116ZM135 249V248H134ZM134 249H132V250H134ZM166 248H164V250H165ZM168 249V248H167ZM168 249V250H169ZM171 249L169 250L170 252H171ZM187 249V248H186ZM201 249V248H200ZM219 249V248H218ZM21 250V249H20ZM42 250V249H41ZM67 250V249H66ZM118 250H120L119 248L117 249V251ZM126 250V249H125ZM132 250H130V251H132ZM158 250V251H159ZM164 250H163V252H164ZM179 250H180V248H179ZM30 251H31V249H30ZM79 251V250H78ZM96 251V252H95ZM137 251H138V249H137ZM136 251V252H137ZM140 251V250H139ZM159 251V252H160ZM168 251V252H169ZM175 251V253H176V251L177 252H179L180 253V251H178L177 249L176 250H174ZM236 251V250H235ZM33 252V251H32ZM31 252V253H32ZM72 252V251H71ZM89 252V253H88ZM159 252H158V256L160 257V254H159ZM169 252V253H170ZM186 252H187V250H186ZM191 252H193V251H191ZM218 252V251H217ZM227 252V251H226ZM43 253V252H42ZM46 253V252H45ZM49 253H51V252H49ZM77 253V252H76ZM83 253V252H82ZM93 253V254H94ZM116 253V252H115ZM166 253V252H165ZM174 253V252H173ZM178 253V254H179ZM183 253V252H182ZM188 253V252H187ZM33 254V257H32V255H30L32 258V260H33V258L36 256L35 255V253L33 252L32 253ZM41 254V253H40ZM105 254V255H104ZM112 254V253H111ZM122 254V253H121ZM138 254V253H137ZM162 254L164 255V253H161V257L160 258H162ZM35 255V256H34ZM37 255H38V253H37ZM86 255V254H85ZM139 255H141L140 253H139ZM143 255V254H142ZM184 255V254H183ZM26 256V255H25ZM40 256V255H39ZM53 256V255H52ZM88 256V255H87ZM91 256V255H90ZM96 256V255H95ZM111 256V255H110ZM113 256H114V253H113ZM115 256H117L116 254H115ZM114 256V257H115ZM15 257V256H14ZM48 257V256H47ZM179 257V256H178ZM184 257V256H183ZM250 257H252V256H250ZM15 258H18V257H15ZM20 258H23V257H21L20 256ZM98 258V257H97ZM116 258V257H115ZM175 258V257H174ZM240 258V257H239ZM245 258H246V256H245ZM254 258V257H253ZM25 259H27V257H25ZM40 259V258H39ZM63 259V258H62ZM102 259H101V261H102ZM144 260H145V257L143 258ZM142 259V260H143ZM164 259V258H163ZM166 259V258H165ZM249 259V258H248ZM248 259H246V260H248ZM251 259V258H250ZM15 260V259H14ZM18 260V259H17ZM47 260V259H46ZM107 260V259H106ZM105 259H103V261H106ZM109 260V259H108ZM138 260H139V258H138ZM140 260H141V257H140ZM154 260V259H153ZM161 260V259H160ZM159 260V261H160ZM172 260V259H171ZM171 260H167V261H164V262H166V263H164V264H171ZM179 260H181V259H179ZM245 260V259H244ZM16 261V260H15ZM36 261V260H35ZM45 261V260H44ZM116 261V260H115ZM176 261V260H175ZM185 261V260H184ZM251 261V260H250ZM252 261H253V259H252ZM13 262V261H12ZM112 262V261H111ZM117 262V261H116ZM122 262V261H121ZM129 262V261H128ZM162 262V263H161ZM160 262V264H163V261H161ZM182 262V261H181ZM181 262H179V263H181ZM186 262V261H185ZM245 262V261H244ZM247 262V261H246ZM255 263H256V261H254ZM19 263V262H18ZM33 263H34V261H33ZM58 263V262H57ZM103 263V262H102ZM101 263V264H102ZM118 263V262H117ZM116 263V264H117ZM123 263V262H122ZM121 263V264H122ZM178 263V262H177ZM250 264H251V262H249ZM253 263V262H252ZM255 263H253V264H255ZM13 264V263H12ZM20 264V263H19ZM24 264V263H23ZM31 264V263H30ZM36 264V263H35ZM43 264H44V262H43ZM68 264V263H67ZM105 264V263H104ZM126 264V263H125ZM130 264V263H129ZM176 264V263H175ZM239 264V263H238Z\"/></svg>", "mask_w": 264, "mask_h": 264}]
</instances>
